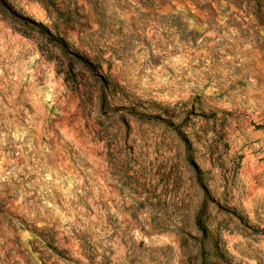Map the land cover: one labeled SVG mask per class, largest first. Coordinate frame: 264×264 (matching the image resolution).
<instances>
[{
  "label": "rangeland",
  "instance_id": "rangeland-1",
  "mask_svg": "<svg viewBox=\"0 0 264 264\" xmlns=\"http://www.w3.org/2000/svg\"><path fill=\"white\" fill-rule=\"evenodd\" d=\"M0 264H264V0H0Z\"/></svg>",
  "mask_w": 264,
  "mask_h": 264
}]
</instances>
